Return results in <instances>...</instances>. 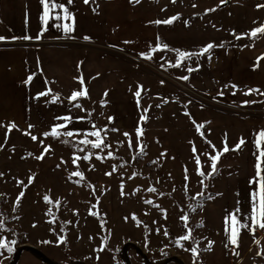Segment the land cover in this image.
I'll use <instances>...</instances> for the list:
<instances>
[{"label":"rangeland","instance_id":"obj_1","mask_svg":"<svg viewBox=\"0 0 264 264\" xmlns=\"http://www.w3.org/2000/svg\"><path fill=\"white\" fill-rule=\"evenodd\" d=\"M37 1L0 0V221L6 229L0 239L13 248L0 249V264H182L170 248L185 264H203L206 257L215 264H264V229L249 218L264 87H243L235 63L229 74L224 62L235 84L219 82L205 61L192 57L180 62L191 64L186 70L197 82L176 79L171 53L196 50L204 41L182 25L183 8L156 5L169 0L148 5L159 7L163 18L161 48L150 58L124 47L140 37L142 0H108L117 2L111 13L98 10L96 0H55L72 14L71 33L55 25L72 20L43 25ZM124 2L137 11L130 13ZM57 14L63 16L60 8ZM114 30L113 39L124 46L109 42ZM213 36V46L219 45ZM84 90L86 96L70 99ZM97 131L100 149L91 147ZM217 153L213 173L210 157ZM237 209L249 227L240 229L233 246L225 221Z\"/></svg>","mask_w":264,"mask_h":264},{"label":"crops","instance_id":"obj_2","mask_svg":"<svg viewBox=\"0 0 264 264\" xmlns=\"http://www.w3.org/2000/svg\"><path fill=\"white\" fill-rule=\"evenodd\" d=\"M207 1L175 0V2H173V0H169L164 2L157 1L156 5L161 7L162 10H164L168 4L173 7L183 8L187 12L188 17L186 19L183 18L182 25L191 28H189L188 31L193 38L202 35V40L204 42L199 44L196 50L190 47L188 48V53L193 54V56H191L192 59L190 58L192 61H205L208 66H210V69L212 68V72L216 75V78L220 80L219 82H225L227 85L235 84L231 76L227 78L233 71L232 64L235 63V68L238 69L237 71L235 70V73L245 79L239 83L242 84L243 87L261 89V87H264V34H258L256 38H252L249 34L257 28L264 27V0H224L222 7H220L218 0ZM116 3L117 2H110L108 0H96L98 10L102 9L108 13L116 9ZM133 3L137 2L132 0V5H134ZM124 4L127 6V10L130 11V13L135 10L137 11L136 5L131 6V3L128 4L127 2H124ZM142 4L143 12L142 14L140 12V17L141 20L145 21L142 23L140 37H132L129 41L124 42V45L126 43L124 46L121 42L113 39V34H118L116 30H114V32H110L112 38L110 37L109 42L124 47L127 46L126 48L135 50L136 52L139 51L142 57L148 58L149 55L153 56L154 53H159L160 51V40L158 38L160 36V25L156 22L163 18H161L160 12L156 10L159 9V7L154 8V11L148 7V5L153 4L152 0H142L141 6ZM110 26L113 25L110 24ZM212 30H215L216 36L218 35V37H215L216 40L214 43H218L219 45L213 46L205 53L203 49L209 44L213 45L211 38L214 37L213 34L215 32L213 33ZM230 37L233 39H230ZM234 42L238 44L235 46L229 45ZM244 43H246V45H243ZM179 51L186 52L187 50L179 49ZM171 59L173 61L177 60L178 62L177 66L176 63L174 64L176 67L173 68L172 71L176 79L188 84L197 82L198 78L193 77V73L189 72L190 69L186 70L191 64L180 62L181 59L178 56V51L177 53H171ZM224 62L226 66L229 67L227 70L229 71L228 75L225 72ZM197 71H201V69H196L195 72ZM185 77L187 79H185ZM216 78H214L215 81H217ZM8 120L15 123L18 122V119L13 117H10ZM170 250L173 258L179 259L182 264L186 263L184 258H180L179 252H177L179 254L177 256L173 254L176 253V249L170 248ZM191 263L193 264V261ZM235 263L236 262L233 264ZM203 264H215V261L206 257Z\"/></svg>","mask_w":264,"mask_h":264},{"label":"snow or ice","instance_id":"obj_3","mask_svg":"<svg viewBox=\"0 0 264 264\" xmlns=\"http://www.w3.org/2000/svg\"><path fill=\"white\" fill-rule=\"evenodd\" d=\"M72 0H68V3H71ZM136 2H139V0H136ZM173 2H175V0H173ZM85 3H89V0H85ZM41 4L43 6V13L41 15V21L43 23V25L47 26L49 23L50 19H54L56 21H60L61 19L63 20H72L73 23L72 24H68L65 23L63 25H61L60 23H57L55 25V27L57 28H63V31L65 33H71L74 30V19L72 17V14L68 11V9L66 7H64V5L62 4H57L55 2V0H41ZM60 8L61 11L63 12V16L57 14L55 16L52 15V13L57 9ZM175 19V18H173ZM156 23H161V21H157ZM163 23H172V20H167V21H163ZM46 30V29H45ZM258 34H264V27L261 28H257L255 30H253L249 35L252 38H256L258 36ZM239 38V37H238ZM0 39H3L2 37H0ZM25 40H29L31 39V37L29 36H25L24 37ZM85 39H88L87 37H85ZM164 47L166 48L167 46L164 45ZM213 47L212 44L207 45V47H205L203 49V52H208L209 49H211ZM193 54L192 53H188V52H182V51H178V56L181 60L185 59V58H190ZM150 58V57H149ZM32 78L29 77V80H31ZM185 79H187L185 77ZM81 83L83 84V80H81ZM45 93H42L41 95H44ZM87 95V91H77L74 92L73 95L71 96V100L75 101L77 100L79 97L82 96H86ZM141 95L140 91L136 92V96L139 97ZM77 107H79V105H77ZM65 119H70V118H65ZM111 119V118H110ZM12 128L15 127V125L11 126ZM11 130V129H9ZM52 135H57V132L55 129H53ZM67 135L71 136L72 133H67ZM91 135L96 137V142L95 143H91L90 141L87 140H81L80 143L81 144H89L91 143V147L94 149H100L101 146L103 145V140L101 139L100 136V132H93L91 133ZM126 136L128 135L127 133L125 134ZM142 135V129H138L137 130V137ZM33 140H36L37 138L35 136L32 137ZM262 142H264V131L260 132L258 134V138L256 140V147L259 150V155L257 156V163H256V178L252 181H250L251 184H255L256 188L254 189V191L251 193V216L249 217L252 220L253 225L264 229V175H262V172H264V169L261 168V163L264 162V150H261V144ZM244 143L243 140L240 141V144L237 145V149L240 147V145H242ZM131 147V144H130ZM83 150V149H81ZM230 149L227 147V145L225 144V147L223 148V152L226 153L228 152ZM195 151V149H194ZM222 153H217L216 156H212L210 157L212 163H211V167L213 170V173L216 171L217 168V163L220 159V155ZM111 155V154H109ZM43 157H37V159H42ZM80 157H76L73 160V163L75 164L77 160H79ZM84 159H89L88 156H85ZM196 162L199 165L200 160L199 157L196 158ZM201 175H203V173H200ZM72 175L74 176H79L81 179H83V175L80 172H74L72 173ZM110 175V173H109ZM31 179V178H30ZM21 184L23 183L22 181L20 182ZM148 191H155V189L150 188L148 189ZM123 194V193H122ZM23 197V193L20 194V197L17 200V206L19 204V199H21ZM45 202L52 204L53 201L45 196L44 197ZM146 203L148 204H152L151 200L146 201ZM55 206L58 208L59 207V201L55 202ZM239 212V209L236 210V213H232L230 215L229 218H226V233L229 235V242L233 245V246H238V241H239V232L241 228H247L249 227L246 224H241L239 219L237 218V213ZM48 215L52 216L53 219L49 221V223H54L55 222V215L51 212V210H49V212L47 213ZM91 215H96V213H92L90 212ZM133 219H135V217H133ZM185 220H187V216L184 217ZM231 220V226H230V230H229V226H228V220ZM139 223V222H138ZM35 226V225H34ZM6 229H4V224L3 221H0V231H4ZM63 230V229H61ZM167 235V233H165ZM191 238L190 234L189 235H185L183 237H181V239L183 240H189ZM58 240L60 243H64V239L62 237H58ZM16 241H11V244H15ZM45 243H49V242H45ZM177 243L179 244V241H177ZM0 249H6L9 253H11L13 251V248L9 246V242L4 240V239H0ZM193 256H197L198 255V249L193 247L191 249Z\"/></svg>","mask_w":264,"mask_h":264}]
</instances>
